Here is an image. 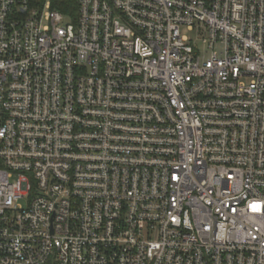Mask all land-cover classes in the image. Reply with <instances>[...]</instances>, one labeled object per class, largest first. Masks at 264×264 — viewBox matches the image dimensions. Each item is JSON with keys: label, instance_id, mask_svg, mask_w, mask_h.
Instances as JSON below:
<instances>
[{"label": "built area", "instance_id": "2783aa9c", "mask_svg": "<svg viewBox=\"0 0 264 264\" xmlns=\"http://www.w3.org/2000/svg\"><path fill=\"white\" fill-rule=\"evenodd\" d=\"M0 264H264V0H0Z\"/></svg>", "mask_w": 264, "mask_h": 264}, {"label": "trees", "instance_id": "16d2710c", "mask_svg": "<svg viewBox=\"0 0 264 264\" xmlns=\"http://www.w3.org/2000/svg\"><path fill=\"white\" fill-rule=\"evenodd\" d=\"M36 5H43L46 0H31ZM52 8L59 10L65 15L76 19L78 15L79 0H50Z\"/></svg>", "mask_w": 264, "mask_h": 264}, {"label": "rangeland", "instance_id": "374dc122", "mask_svg": "<svg viewBox=\"0 0 264 264\" xmlns=\"http://www.w3.org/2000/svg\"><path fill=\"white\" fill-rule=\"evenodd\" d=\"M182 33L186 36H188L189 39H192L195 43H199L200 47H202L200 40L198 38V34L196 30L188 29L187 27H184L182 29ZM202 53L209 54V52L205 49H203Z\"/></svg>", "mask_w": 264, "mask_h": 264}]
</instances>
